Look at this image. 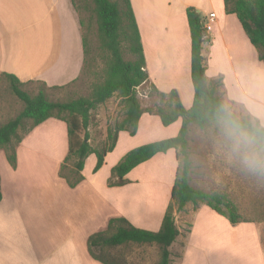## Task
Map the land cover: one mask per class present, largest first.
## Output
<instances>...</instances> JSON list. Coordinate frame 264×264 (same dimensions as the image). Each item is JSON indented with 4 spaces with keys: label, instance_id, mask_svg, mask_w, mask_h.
Wrapping results in <instances>:
<instances>
[{
    "label": "crops",
    "instance_id": "1",
    "mask_svg": "<svg viewBox=\"0 0 264 264\" xmlns=\"http://www.w3.org/2000/svg\"><path fill=\"white\" fill-rule=\"evenodd\" d=\"M130 2L149 85L164 93L175 90L184 108L192 106L191 39L186 10L193 8L203 23L210 25L203 42L207 80L221 77L225 104L240 107L264 127V65L237 17L225 13L223 0ZM210 14H214L211 19ZM83 62L81 28L71 0H0V75H13L21 83L41 81L48 87H61L81 76ZM64 125L49 119L25 134L16 149V169L0 151V264H102L89 255L88 238L105 230L112 218H124L136 227L140 215L125 208L121 194L129 187L127 184L107 186L111 169L128 151L175 137L181 120L163 127L157 116L143 113L137 133L130 136L119 132L115 148L96 173L95 155L85 160L84 179L74 188L57 176L68 152ZM158 131L163 136L156 140ZM138 136L142 142L132 145ZM156 161L162 172L168 171L171 179L175 178L174 150L155 155L131 172L139 169V182L143 183L153 171H148V166ZM131 172L125 177L127 181ZM173 182L169 184L170 192ZM155 222L161 225L160 219ZM49 235L60 241L51 250ZM231 238L226 241L225 253L231 249L228 254L236 264H264V234ZM80 242H84V252ZM231 243H242L243 248L234 251L236 245Z\"/></svg>",
    "mask_w": 264,
    "mask_h": 264
},
{
    "label": "trees",
    "instance_id": "2",
    "mask_svg": "<svg viewBox=\"0 0 264 264\" xmlns=\"http://www.w3.org/2000/svg\"><path fill=\"white\" fill-rule=\"evenodd\" d=\"M223 2L225 13L237 17L245 36L257 51L258 60L264 65V0ZM71 3L81 28L84 54L81 76H91L88 95L57 101L49 97L51 92L72 88L80 77L61 87H48L41 81L21 83L13 75L1 74L0 103L4 102L6 84L9 85L12 95L22 103V108L15 117L0 123V151L4 153L10 167L16 169V149L25 134L49 119L61 121L66 125L68 152L59 165L57 176L70 188H74L84 179L82 172L85 160L95 155L93 173H96L103 166L106 155L115 148L119 132L125 131L130 136L137 133L138 122L143 113L157 116L163 127L180 119L181 127L175 137L128 151L111 169L107 180L108 187L124 186L128 184L125 177L137 166L159 153L174 150L177 168L170 192V203L165 209L159 230L151 232L139 229L124 218H112L105 230L88 238L87 250L91 258L102 264H125L119 259L110 258L106 250L128 244L155 245L159 251L156 264H171L169 248L180 235L175 215L186 214L189 207L195 212L201 205H205L232 225L252 223L241 217L237 206L224 194L204 191L190 184L193 163L189 134L192 127L206 131L228 125L236 132H243L252 142L264 148V127L249 116H238L227 107L223 98L221 77L212 81L206 78L201 16L193 8L186 10L191 39V82L194 91L193 104L186 109L175 90L164 93L149 85L143 46L130 0H92L91 13L96 23L98 61L90 57L84 23L79 17L75 0H71ZM30 85L37 87L34 95L24 89ZM146 85L150 89L149 95H155L159 103L143 108L137 89ZM113 97L119 100L121 120L107 127L102 146L94 148L88 132L93 123L92 114ZM1 108L0 104V111ZM1 199L0 186V201ZM94 250L99 253L96 254Z\"/></svg>",
    "mask_w": 264,
    "mask_h": 264
},
{
    "label": "rangeland",
    "instance_id": "3",
    "mask_svg": "<svg viewBox=\"0 0 264 264\" xmlns=\"http://www.w3.org/2000/svg\"><path fill=\"white\" fill-rule=\"evenodd\" d=\"M75 4L84 23L83 29L89 43L90 57L98 61L96 23L91 13L92 0H75ZM90 79L91 76L83 74L72 88L51 92L49 97L57 101L86 96L89 92ZM24 89L31 95L37 92L34 85L26 86ZM149 92L147 85L137 89L141 107L159 103L158 98L155 95L150 96ZM118 102L119 100L113 97L93 112V123L88 132L94 148L102 146L107 127L121 120ZM0 104L2 105L0 123L15 117L22 108V103L12 95L8 84L4 89V102ZM228 108L240 117L247 116L240 107ZM162 136L163 134L158 131L154 138L157 140ZM139 141L142 142L138 136L133 139L132 145L139 144ZM189 143L193 163L190 184L204 191L224 194L237 206L241 217L252 224L232 225L226 218L218 216L205 205H201L195 212L189 207L186 214L175 215L180 235L169 249L171 264H236L230 257L231 254H228L231 253V249L225 253L228 243L226 241H230L231 236L264 234V148L252 142L243 132H236L228 125L206 131L192 127ZM158 162L148 166V171H153L143 183L139 182V169L131 172L128 176L129 187L121 194V198L126 202L125 208L140 214L136 227L151 232L158 231L160 227L155 221L160 219L161 222L170 203L169 184L174 180L168 171H161V164ZM65 224L64 219V237L67 235ZM59 242V239L54 241L49 235L48 250ZM231 244L236 245L234 251L243 248L242 243ZM80 248L84 252V242H80ZM106 251L110 258L119 259L125 264H156L159 259V251L155 245L128 244ZM94 252L99 253L98 250Z\"/></svg>",
    "mask_w": 264,
    "mask_h": 264
},
{
    "label": "built area",
    "instance_id": "4",
    "mask_svg": "<svg viewBox=\"0 0 264 264\" xmlns=\"http://www.w3.org/2000/svg\"><path fill=\"white\" fill-rule=\"evenodd\" d=\"M214 17V14H210L209 15V18H213ZM203 28H204V35H203V39H207L208 37V34L210 32V25L208 23H203Z\"/></svg>",
    "mask_w": 264,
    "mask_h": 264
}]
</instances>
